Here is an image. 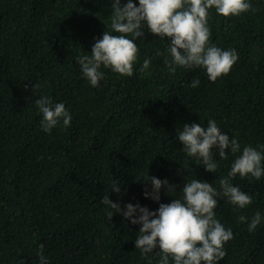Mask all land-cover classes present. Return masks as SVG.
Wrapping results in <instances>:
<instances>
[{
    "label": "trees",
    "instance_id": "16d2710c",
    "mask_svg": "<svg viewBox=\"0 0 264 264\" xmlns=\"http://www.w3.org/2000/svg\"><path fill=\"white\" fill-rule=\"evenodd\" d=\"M249 2L254 10L238 16L209 9L210 43L238 53L215 82L202 67L171 73L164 63L172 59L170 41L145 26L134 41L133 75L102 65L104 79L93 87L76 60L112 32L111 0H0V264H39L41 243L50 264H158L159 248L147 255L135 248L141 226L120 214L108 220L113 210L101 200L109 195L122 208L139 203L155 211L182 197L179 188L176 197L162 188L159 203L145 198L149 176L181 188L199 179L220 191L244 146L264 148V0ZM145 59L151 64L141 71ZM195 79L200 84L192 88ZM40 96L63 103L70 126L61 120L43 131ZM209 120L241 145L235 155L226 150V159L213 150L216 173L189 157L177 138L184 124L207 127ZM113 181L122 194L111 192ZM231 182L252 203L240 209L217 197L215 217L234 237L218 264H264V219L248 230L256 212L264 217V176L237 174Z\"/></svg>",
    "mask_w": 264,
    "mask_h": 264
},
{
    "label": "clouds",
    "instance_id": "9594fccd",
    "mask_svg": "<svg viewBox=\"0 0 264 264\" xmlns=\"http://www.w3.org/2000/svg\"><path fill=\"white\" fill-rule=\"evenodd\" d=\"M110 7L112 32L106 30L102 38L96 39L91 55H81L76 60L83 76L93 87H98L104 79L105 74L100 70L102 65L121 75H133V65L139 52L134 41L143 39L145 26L154 36L170 41L172 59L165 58L164 63L171 73L176 72L177 66L186 69L202 67L209 80L215 82L230 72L238 60V53L234 49L222 50L210 43L209 9L215 8L224 17L254 10L249 0H139V6L133 0L123 4L121 0H111ZM157 55L162 53L157 52ZM150 64L151 61L145 59L140 70H148ZM199 84L200 81L195 79L190 86L196 88ZM35 104L43 117L40 121L43 131L50 133L61 120L64 127L70 126L72 116L63 103L40 96ZM177 138L188 156L202 159L205 170L212 173L218 170L213 150L218 151L221 159H226L229 151L233 155L241 152L238 140L222 132L214 120H209L207 127L199 123L184 124ZM262 162L264 148L257 150L244 146L227 176L220 178V191L213 184L199 179L184 183L181 188L170 184L167 179L149 176L144 183L151 185V191L145 188V198L159 203L162 188L165 195L172 197H176L178 188L182 192L181 198L159 203L155 211L139 203H128L122 208L119 202L111 201L109 195L103 196L101 203L113 210L108 212V220L114 214H120L125 221L141 226L136 235L135 248L145 255L159 248L158 264H170V258L173 264H218L226 256L225 243L234 237L232 230L226 229L215 217L217 197H226L229 203L240 209L250 205L252 197L242 192L239 186H233L231 181L237 174L241 178L259 180L264 176ZM121 189L118 181L112 182L111 192L122 194ZM247 219L243 215L239 217L241 223ZM262 219L264 217L256 212L248 223V230L254 231ZM44 247L41 243L37 251L39 264H50L44 255Z\"/></svg>",
    "mask_w": 264,
    "mask_h": 264
}]
</instances>
